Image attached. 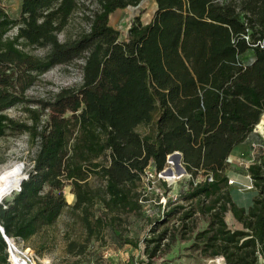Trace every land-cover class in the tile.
<instances>
[{
	"label": "trees",
	"instance_id": "16d2710c",
	"mask_svg": "<svg viewBox=\"0 0 264 264\" xmlns=\"http://www.w3.org/2000/svg\"><path fill=\"white\" fill-rule=\"evenodd\" d=\"M141 2L21 0L16 19L0 7V137L27 133L39 140L21 189L0 201V225L8 238L28 240L66 210L81 228L79 237L65 233L68 255H84L93 241L103 244L107 230L136 247L123 237L124 221L142 212L148 171L157 176L178 151L192 178L204 174L183 193L189 208L169 212H180V238H192L208 260L264 264V155L247 166L254 190L248 203L234 201L226 175L232 150L256 125L261 130L264 0H154L149 22L136 17L123 34L109 25V14ZM79 9L88 29L60 41ZM33 48L46 51L39 56ZM79 59V86L60 89L49 101L28 98L41 74ZM18 106L27 120L7 114ZM139 125L148 130L138 132ZM66 186L75 196L71 205ZM227 213L241 229L228 226ZM196 214L207 226L193 235L189 221ZM168 237L173 241L175 231L163 228L148 240V257ZM6 247L0 233V264H8Z\"/></svg>",
	"mask_w": 264,
	"mask_h": 264
},
{
	"label": "rangeland",
	"instance_id": "374dc122",
	"mask_svg": "<svg viewBox=\"0 0 264 264\" xmlns=\"http://www.w3.org/2000/svg\"><path fill=\"white\" fill-rule=\"evenodd\" d=\"M20 1L0 0V7L7 12L10 18L16 19L19 16ZM154 10V0H142L137 6L118 9L109 14L108 23L123 34L136 17L144 23L150 21ZM85 11L89 12L88 10ZM83 14V10L79 9L71 16L66 27L58 34L60 41L74 39L81 32L88 29L89 23L84 19ZM14 31L15 29L10 31L9 34L12 35ZM30 51L41 56L45 53L46 48H33ZM245 57L247 58V55L243 58ZM82 63L83 61L79 59L70 65L61 64L51 67L39 76L37 81L27 90L26 95L33 100L49 101L60 89L79 86L81 82L79 65ZM263 113L264 110L262 111ZM7 114L17 120H27L26 115L19 106L8 109ZM262 114L259 126L264 131V124L261 123ZM43 118L45 119L46 117L44 116ZM136 129L138 132H144L148 130V127L139 125ZM253 135L255 136L254 142L264 145V132L261 133L257 126H255ZM38 146V138L31 142L27 133H21L16 136L7 134L0 137V167L12 163L14 165L13 171L20 172L21 180L32 169L33 158ZM254 153V158H251L253 161L256 160L255 155L261 154V152L254 151ZM247 161L243 157L234 166L233 172L242 176L246 175L245 165ZM172 162H174V167L179 172L175 159H171L170 164L167 162L168 165L164 169L173 167ZM203 178V172H200L195 178L184 172L180 178L168 179L159 173L155 176L153 171H148L142 188V192H144V200L141 203L142 212L139 215L128 214L122 227L125 228L126 226L123 237H128L135 241L136 247L123 243L117 237V232L107 230L103 244L93 241L88 245L84 255H68L66 252L65 233H69L72 237H79L81 228L72 223L66 210L62 212L55 223L41 228L37 234L28 240L16 238L14 240L15 246L18 251H23L25 247L29 248L33 254L34 264H208V259L203 258L199 250L192 245V238L189 240L180 238V234L185 232L178 219L180 212L178 214H169L177 205L184 207V209L189 208V202L183 199V193L188 189L192 181H201ZM230 179L233 180L230 186L231 196L234 201L238 205L248 202L254 191L253 187L247 188V186L252 185L249 179H246L248 185L236 182L234 176H230ZM15 189L6 194L0 201L2 203L10 201L15 194ZM63 194L67 204L71 205L75 201L74 194L70 192V186H66L63 189ZM225 220L231 229L237 225L230 213L226 214ZM189 222V227H193V235L207 226L206 218L198 214L191 217ZM163 228H168L171 234L175 231V239L173 241H171V237L164 239L161 252L156 257L150 258L145 252V248L152 245V243H148V240L154 238ZM11 263L8 262V264Z\"/></svg>",
	"mask_w": 264,
	"mask_h": 264
},
{
	"label": "bare ground",
	"instance_id": "6f19581e",
	"mask_svg": "<svg viewBox=\"0 0 264 264\" xmlns=\"http://www.w3.org/2000/svg\"><path fill=\"white\" fill-rule=\"evenodd\" d=\"M261 123L264 124V113L262 114ZM171 164L173 165V167L168 169L170 170V173L166 172L163 174V176L168 179L177 178V177L180 178L184 172L181 170H179L178 172L174 167V162H172ZM13 166L14 165L12 163H8L0 167V199H2L6 194L10 193L16 187L18 188L19 181H21L20 172L13 171ZM17 188L15 189V192ZM10 242L12 245L15 246L14 240H11ZM11 260L14 264H25L23 261L18 260V258L14 254H12Z\"/></svg>",
	"mask_w": 264,
	"mask_h": 264
},
{
	"label": "crops",
	"instance_id": "0c3cea01",
	"mask_svg": "<svg viewBox=\"0 0 264 264\" xmlns=\"http://www.w3.org/2000/svg\"><path fill=\"white\" fill-rule=\"evenodd\" d=\"M149 22V21H148ZM147 23V22H146ZM259 125V123H258ZM257 126V125H256ZM261 127V126H260ZM255 131V128L254 130ZM261 133H263L264 131H262V127L260 130ZM255 136L253 134L250 135V137L246 140V142L244 144H240L238 146H236L232 152L230 153L229 157L233 160V162L230 164V166L228 167V169L226 170V175L227 177L230 179V176H234L235 177V181L242 183L243 185H248V179L249 182L251 183V178L249 177V174L247 172V166L254 162L251 158H254V155L252 153L251 150V144L255 141L254 140ZM258 154V153H257ZM243 157L248 160L246 166V175L242 176L239 174H236L235 172H233V168L234 166L241 160L243 159ZM247 179V180H246ZM246 181V182H245ZM248 203V202H246ZM232 217V216H231ZM234 220V219H233ZM234 222L237 224L236 226H234L233 229H241L242 225L241 223L237 222L234 220Z\"/></svg>",
	"mask_w": 264,
	"mask_h": 264
},
{
	"label": "built area",
	"instance_id": "2783aa9c",
	"mask_svg": "<svg viewBox=\"0 0 264 264\" xmlns=\"http://www.w3.org/2000/svg\"><path fill=\"white\" fill-rule=\"evenodd\" d=\"M251 149H252V153H254V151H260L261 150V154L264 155V145L262 143L253 142L251 144ZM168 156H167V158H168ZM167 162H168V164H170L169 163L170 160L166 159V166L168 165ZM232 162H233V160L230 157H228L227 158V163L231 164ZM159 174L161 175V172H159ZM208 180L211 181L212 177L211 176L208 177ZM232 183H233V180L228 179V184H232ZM251 187H252V185L247 186V188H251ZM11 240H15V239H13V238L11 239L10 238V241ZM5 242H6V240H5ZM6 246H7L6 247V252H7V261L8 262L11 263V261H12L11 260V256H12V254H14L18 258V260L23 261L25 264H34L33 254L31 252V250H29V248L25 247L23 249V251H18L16 246L12 245L11 242L10 243L6 242ZM208 264H225V259H224L223 256H218V257H215V258H211V259L208 260Z\"/></svg>",
	"mask_w": 264,
	"mask_h": 264
},
{
	"label": "water",
	"instance_id": "95a60500",
	"mask_svg": "<svg viewBox=\"0 0 264 264\" xmlns=\"http://www.w3.org/2000/svg\"><path fill=\"white\" fill-rule=\"evenodd\" d=\"M168 159H169V160H171V159H175V160H176V163L178 164V166H177L178 170H181V171H183V172H186V170H185V168H184V166H183L182 155H181L180 152H178V151L173 152L172 154H170V155L168 156ZM168 169H169V168L163 169V170L161 171V176H163V174L166 173V172H167V173H170V170H168ZM27 177H28V174H26V176H24V177L21 179V181H20V183H19V185H18V188H17L16 192L19 191V190L21 189V184H22V182H23ZM0 233H1V235L3 236V238L6 240V242H9V243H10V238H8V237L6 236V234H5V232H4V229H3V227H2L1 225H0Z\"/></svg>",
	"mask_w": 264,
	"mask_h": 264
}]
</instances>
